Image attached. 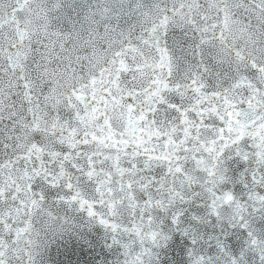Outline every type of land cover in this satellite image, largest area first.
Masks as SVG:
<instances>
[{
  "label": "snow or ice",
  "instance_id": "6c2138e0",
  "mask_svg": "<svg viewBox=\"0 0 264 264\" xmlns=\"http://www.w3.org/2000/svg\"><path fill=\"white\" fill-rule=\"evenodd\" d=\"M194 203L247 240L211 257L193 236L189 264H264V0H0V264H37L54 209L153 264L156 212L179 228Z\"/></svg>",
  "mask_w": 264,
  "mask_h": 264
},
{
  "label": "water",
  "instance_id": "95a60500",
  "mask_svg": "<svg viewBox=\"0 0 264 264\" xmlns=\"http://www.w3.org/2000/svg\"><path fill=\"white\" fill-rule=\"evenodd\" d=\"M230 157V158H229ZM228 183L224 190L232 191L242 200L246 199L247 189L242 179L246 175L249 164L238 157L226 153ZM49 202L55 200V194H48ZM59 206L57 205V208ZM181 225L175 228L170 216L157 211L156 218L161 230L169 236L163 246L153 249V264H189V252L193 249L192 238L196 236L200 243L197 248L200 254L216 257L219 250L214 237H218L225 250L238 256L245 247L247 234L239 228L231 227L227 221H217L215 217L209 223L193 220V216L204 217L206 208L198 203L182 206ZM56 217L54 223L45 227L47 218L42 219L37 227L41 229L44 246L40 249L37 264H123V248L112 244V233L78 211L53 210ZM254 226L264 231V218L257 216ZM185 230L190 235H185ZM69 256L73 259L69 260ZM249 264H256V257L249 254Z\"/></svg>",
  "mask_w": 264,
  "mask_h": 264
}]
</instances>
